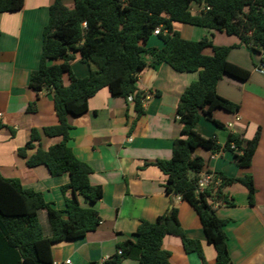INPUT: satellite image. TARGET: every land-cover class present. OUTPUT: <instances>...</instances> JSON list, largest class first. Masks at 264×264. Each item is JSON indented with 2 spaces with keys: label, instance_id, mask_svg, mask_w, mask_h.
<instances>
[{
  "label": "trees",
  "instance_id": "1",
  "mask_svg": "<svg viewBox=\"0 0 264 264\" xmlns=\"http://www.w3.org/2000/svg\"><path fill=\"white\" fill-rule=\"evenodd\" d=\"M24 4L25 0H0V13L19 11ZM193 4L202 9L194 13ZM175 22L237 36L241 46L264 53V0H75L73 9H68L62 0H55L51 5L40 65L31 75L30 88L53 94L58 123L43 130L33 128L30 140L18 149V155L27 159L29 167L45 165L53 177L68 174L70 182L62 189L72 190L75 196L66 201L64 210H58L41 192L24 188L19 179L0 175V264H54L55 245L97 230L101 223L98 211L84 207L80 199L94 204L103 197V189L92 185V167L79 160L69 146L72 126L67 116L85 114L89 100L105 87L114 97L132 99L137 117L143 115L147 94L137 83L139 73L149 66L146 56L152 58L153 67L167 63L177 72H199V79L186 88L178 104L177 114L183 127L174 141L173 155L169 160H157L155 165L167 176V193L180 196L198 213L207 238L216 249L215 264H233L225 232L228 221L216 215L213 202L234 206V197L225 190L240 183L247 188L253 205L254 178L205 172L206 162L195 156V151H230L239 167L249 168L260 133L246 140L242 134L231 132L226 144L221 145L216 138L202 136L196 127L205 114L212 123L225 128L214 119L213 112L222 109L235 113L240 107L221 97L217 85L225 75L245 81L251 72L228 61L233 47L215 45L213 34L199 41L184 39L174 29ZM158 28L163 48L147 47ZM206 48H212V56L203 54ZM77 53L83 62L95 63L98 70L78 78L72 70ZM65 74L70 77L67 86L63 84ZM35 111L36 103H30L28 112ZM43 136L61 140L45 150L41 146ZM37 144V151L28 157L27 152ZM203 173L213 174L214 183L201 191L198 183ZM41 210L47 213L50 236L43 232L38 215ZM167 235L179 237L185 251L197 253L205 263L201 243L187 238L179 210L173 207L153 222L142 220L134 239L118 244L117 252L108 260L88 264H122L126 259L139 264H172L171 253L163 249Z\"/></svg>",
  "mask_w": 264,
  "mask_h": 264
},
{
  "label": "crops",
  "instance_id": "2",
  "mask_svg": "<svg viewBox=\"0 0 264 264\" xmlns=\"http://www.w3.org/2000/svg\"><path fill=\"white\" fill-rule=\"evenodd\" d=\"M54 1L25 0L23 9L0 13V175L19 179L24 188L41 192L47 202L64 210L66 201L75 196L72 190L62 189L70 182L69 175L53 177L45 165L29 167L27 159L18 155V149L30 140L33 128L43 130L58 123L53 94L30 88L31 75L40 65L43 32ZM62 2L68 9L74 8L75 0ZM201 9L193 4L194 13ZM173 26L187 40L199 41L213 34L215 45L233 47L228 61L251 72L245 81L225 75L217 85L221 97L240 107L235 113L222 109L213 112L214 119L225 128L212 123L205 114L196 127L202 136L216 138L221 145L226 144L231 132L242 134L246 140H252L259 132L251 166L239 167L230 151L212 154L198 149L195 156L205 160V172L223 173L230 178L253 176L256 187L253 205L247 188L240 183L225 190L234 197V206L222 202L213 205L216 215L228 221L225 232L233 264H264V72L259 69L264 53L241 46L237 36L177 22ZM163 46L157 35L147 43V47ZM203 54L212 56V48H206ZM145 60L149 66L139 73L137 83L147 94L143 115L137 117L132 99L114 97L105 87L89 100L85 114L67 116L72 126L69 146L79 160L92 167L91 183L102 187L103 197L94 204L80 199L84 207L98 211L101 223L83 238L55 245L56 264H66L68 260L71 264L103 263L117 252L118 244L134 239L142 220L153 222L173 207L179 210V221L187 238L201 243L205 263L197 253H187L179 237L167 235L163 249L171 253V263H216V249L209 242L198 213L180 196L167 193V176L155 165L157 160H169L173 155L174 141L183 127L177 114L178 104L186 88L199 79V72H177L167 63L153 67L150 56ZM72 70L78 78H85L98 66L83 62L77 53ZM63 84H70L69 74L64 75ZM30 103H36L33 113L28 112ZM60 140L43 136L41 146L47 150ZM38 147L37 144L29 150L28 157ZM38 215L45 236H50L46 211L41 210ZM122 264L139 263L126 259Z\"/></svg>",
  "mask_w": 264,
  "mask_h": 264
},
{
  "label": "built area",
  "instance_id": "3",
  "mask_svg": "<svg viewBox=\"0 0 264 264\" xmlns=\"http://www.w3.org/2000/svg\"><path fill=\"white\" fill-rule=\"evenodd\" d=\"M159 32H160V29L158 28L157 30H155L154 35H158ZM259 69H260V71L264 72V64L263 63ZM1 115L2 114L0 113V116ZM232 147H234V145H232ZM212 183H214V175L209 174V173H203L202 178L200 179V181L198 183L199 189L202 191ZM216 185H219V182H216ZM118 254H122V250H118ZM54 264H56V263H54ZM66 264H71V261L70 260L66 261Z\"/></svg>",
  "mask_w": 264,
  "mask_h": 264
},
{
  "label": "rangeland",
  "instance_id": "4",
  "mask_svg": "<svg viewBox=\"0 0 264 264\" xmlns=\"http://www.w3.org/2000/svg\"><path fill=\"white\" fill-rule=\"evenodd\" d=\"M57 63H59V62H57ZM43 226L45 227V229L47 231V227H46L45 221H43Z\"/></svg>",
  "mask_w": 264,
  "mask_h": 264
},
{
  "label": "water",
  "instance_id": "5",
  "mask_svg": "<svg viewBox=\"0 0 264 264\" xmlns=\"http://www.w3.org/2000/svg\"><path fill=\"white\" fill-rule=\"evenodd\" d=\"M212 213V212H211Z\"/></svg>",
  "mask_w": 264,
  "mask_h": 264
}]
</instances>
